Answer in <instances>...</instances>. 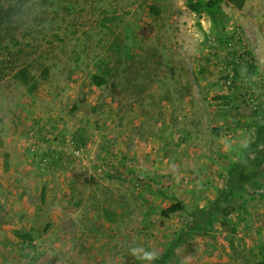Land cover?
Segmentation results:
<instances>
[{
	"label": "rangeland",
	"instance_id": "1",
	"mask_svg": "<svg viewBox=\"0 0 264 264\" xmlns=\"http://www.w3.org/2000/svg\"><path fill=\"white\" fill-rule=\"evenodd\" d=\"M187 3L25 0L0 47V264H145L130 249L160 256L216 199L264 123V0L217 25ZM239 195L166 264L263 262L264 176Z\"/></svg>",
	"mask_w": 264,
	"mask_h": 264
},
{
	"label": "trees",
	"instance_id": "2",
	"mask_svg": "<svg viewBox=\"0 0 264 264\" xmlns=\"http://www.w3.org/2000/svg\"><path fill=\"white\" fill-rule=\"evenodd\" d=\"M25 0H0V47L2 42L10 34L8 39L9 46L4 47V51L10 47H17L21 43L15 37L14 32L26 23L25 19L30 16L26 9H24ZM245 0H188L187 7L193 12H204L210 19L213 25L219 24L220 17L222 16L221 4L224 3L233 7L236 10H241L244 6ZM151 13L155 16L158 11L151 8ZM8 25V26H7ZM2 33V34H1ZM8 33V34H6ZM218 43L222 44L224 40L221 37L217 38ZM225 42V41H224ZM23 50H18L15 53H9L10 57L15 60V65H12V70L15 69L14 77L22 83L28 82V63L23 61L21 55ZM19 62L18 65L16 63ZM13 64L10 62V64ZM3 75L0 73V78ZM91 82L96 87H101L106 83L105 77L100 74L90 75ZM40 126L38 129H41ZM253 143L247 147L240 159L232 162L227 171L224 180V185L217 191V197L208 206L195 207L190 213H187L189 221L175 233L174 237L166 247L165 251L156 257L152 264H166L171 258L174 251L186 244L193 236L195 231L203 225L209 224L217 216H227L229 213L226 206L233 199H238L239 194L242 193L247 185L252 183L255 178L264 176V153L254 158L253 151L259 144L264 142V123L261 125L255 124L253 128ZM83 137L75 141L76 148L84 145ZM185 212L184 205L181 201H175L174 204L167 209L161 211V216L167 218L170 214ZM29 237V235H25ZM255 264H264L258 262Z\"/></svg>",
	"mask_w": 264,
	"mask_h": 264
},
{
	"label": "clouds",
	"instance_id": "3",
	"mask_svg": "<svg viewBox=\"0 0 264 264\" xmlns=\"http://www.w3.org/2000/svg\"><path fill=\"white\" fill-rule=\"evenodd\" d=\"M130 254L138 260L144 261L145 264H151V262L156 258V253L154 251L139 247L130 249Z\"/></svg>",
	"mask_w": 264,
	"mask_h": 264
}]
</instances>
